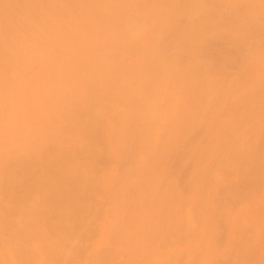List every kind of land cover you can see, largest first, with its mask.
Returning <instances> with one entry per match:
<instances>
[{"label": "bare ground", "instance_id": "1", "mask_svg": "<svg viewBox=\"0 0 264 264\" xmlns=\"http://www.w3.org/2000/svg\"><path fill=\"white\" fill-rule=\"evenodd\" d=\"M167 3L0 0V264H264V22Z\"/></svg>", "mask_w": 264, "mask_h": 264}, {"label": "rangeland", "instance_id": "2", "mask_svg": "<svg viewBox=\"0 0 264 264\" xmlns=\"http://www.w3.org/2000/svg\"><path fill=\"white\" fill-rule=\"evenodd\" d=\"M166 1L168 2L167 4H165L166 6H167L168 4H170L169 6L173 5V7H174V5L176 4L175 6H177V8H176V7L173 8L172 6H171V7H172L173 11L176 10V11H179V12H178L179 14L181 13V14H180V15H181V18H185V19H186V18H187V15H188L189 19H187V20H189V21H188L189 26H190V23H189V22H192L191 25L194 24L192 20H193L195 17H197V18H195V19H198V17H199L198 15H202V16H203V18L200 16V17H201L200 20L204 21V23H203L202 21H200L199 19L196 20V21L194 20V21L196 22V28H195V26L192 25V27H191L192 29L190 30V31H191V34H193V32H194L193 36L197 37V40H198V39H201V38H203V37L206 38L205 35H209V34H206V33L203 34V33H201V32H203V31H205V30H209L212 26H213V28H215V29H213V30H214L213 35H212V34L210 35V36H212V37H211L212 40L216 39L215 36H217V39L225 40L226 38L229 37L228 35L233 36V35H237V33H238V35H240L239 31L241 32V30H240V28H239L240 26H238L237 23H240V25L244 27V28L242 27L243 29H248L246 26H244V24H248V26H250L249 28H258V26H259V25L261 26V23L264 22V21H263L264 18H261L262 15H263L262 17H264V12H263V11H264V5H263V4H264V3H263L264 0H257V1H256V0H253V1H252V0H240V1L237 0V2L234 0L235 3H234L233 0H227V1H226V0H222V1H221V0H217V2L220 1V2L224 3V4H222L223 6H224L225 4H228V5H225L224 8H225L226 6H227V7H230V10H227V11H226V9H225V11H224V9H223V8H220V7H219V8H218V7L216 8V9H218L217 11L211 8L212 10L216 11L217 14L220 13V12L218 13V11L220 10V11H221L220 14H221L222 17H224L223 15H226V14H227L228 16H229V14H231V16H232L233 13H234L233 10L235 9V11H236V9H237V10L239 9V10H238L239 12L237 11V13L240 14V17L243 16V20H242L240 17H238V16H239L238 14H237L238 16L233 15V18L235 17L233 21L231 20V19H232L231 16H229V17L225 16L223 19H224L227 23L223 22V23H224V24H223L222 21H224V20H221V23H220V24L217 22L218 25L220 26V29L222 28V30H223V28L226 26V24L230 25L229 27H230V30L232 29V30H231L232 33L226 31V30H227L226 27H228V25L225 27V30L222 31V30L219 29V26H217V24H215V25H216V26H215L214 24L210 23V22H212V20H210L209 17H211L210 12H212V10L210 9V10L208 11V9H207L208 7H204V5H206L205 0H203V1L205 2L204 5H203V2H198V1H200V0H196V1L198 2L197 4H196V1H195V0H182L183 2L177 0L178 3L176 2V0H173L172 2H171V0H169V1L166 0ZM185 1H187V2H185ZM201 1H202V0H201ZM206 1H207V0H206ZM211 1H212V0H211ZM211 1H210V3H211ZM214 1H215V0H214ZM223 1L228 2V3H225V2H223ZM173 2H176V3H175V4H172ZM212 2H213V1H212ZM254 2H255V3H254ZM181 3H182V4H181ZM199 3H200V4L202 3V4L200 5ZM208 3H209V2H208ZM218 3H219V2H218ZM218 3H216V2L214 3V2H213L212 4H213V6H214V4H217V5H218ZM178 4H179L180 6L182 5V8L179 7ZM185 4H186L187 8L185 7ZM193 4H194L195 6H194ZM198 4H199V6H197ZM219 4H220L219 6H221V3H219ZM239 4H240V5H239ZM242 4H243L244 6H243ZM188 5H189V6H188ZM247 5H250V7L253 8V12H252V10L250 9V7L247 6ZM256 5H257V6H256ZM206 6H208V5H206ZM209 6H210V4H209ZM232 6H233V7H232ZM240 6H241V7H240ZM242 6L244 7V10H241V11H240L241 8L243 9ZM188 7H189V8H188ZM197 7H198V8H197ZM201 7H204V8H201ZM210 7H212V5H211ZM214 7H216V6H214ZM227 7H226V8H227ZM246 7H248L251 11L249 10V11H250V12H249L248 9H247ZM260 7H262L263 9H262V8L260 9ZM168 8H170V7H168ZM179 8H180V9H179ZM185 8H186V9H185ZM231 8H234V9H232V11H231ZM170 9H171V8H170ZM181 9H183L185 12L183 13V10L181 11ZM196 9H198V10H196ZM199 9H203V10H199ZM227 9H228V8H227ZM259 9H260V10H259ZM187 10H188V11H187ZM222 10H223V11H222ZM195 11H196V12H195ZM214 11H213V15H214ZM246 11H248V12L246 13ZM254 11H255V12H258L260 15H259L258 13H255ZM197 12H198V13H197ZM205 12H206V13L208 12L207 14H209V15H208L209 17H207V14H206ZM222 12H223V13H222ZM229 12H232V13H229ZM200 13H202V14H200ZM203 13L206 14L205 17H204V15H203ZM241 13H242V15H241ZM244 13H245V14H244ZM222 14H223V15H222ZM234 14H236V13H234ZM246 14H247V15H246ZM254 14H255V15L257 14V15L260 16L259 19H257V20H259V21H257L256 24H255V22H252L253 19H255V18L258 17L257 15H256L257 17H255ZM190 15H191V16H190ZM244 15H245V17H246V16H247V17L251 16V17H249V18H252V17H254V18H252L250 22L248 21V22L246 23V20H245V19H246L247 17L244 19ZM214 16H215V15H214ZM193 17H194V18H193ZM190 18H192V20H191ZM208 18H209V20H208ZM212 18H214V17H212ZM230 18H231V19H230ZM236 18H237V19H236ZM249 18H247V19H249ZM205 19L208 20V23H209V24L207 23V21H206ZM179 20H180V19H179ZM249 20H250V19H249ZM180 21H181V20H180ZM199 21H200V22H199ZM219 21H220V20H219ZM236 21H238V22L236 23ZM244 21H245V22H244ZM254 21H256V19H255ZM260 21H261V22H260ZM197 23H198L200 26L197 25ZM205 23H206V25H208V27L205 25ZM214 23H215V22H214ZM229 23H230V24H229ZM235 23H236L237 25H236ZM249 23H252V24H249ZM257 23H258V24H257ZM203 24H204V25H203ZM231 24H234V25L238 26V28H237L236 26H234V25L231 26ZM253 24H255V25H253ZM201 25H202V26H201ZM210 25H211V27H210ZM224 25H225V26H224ZM187 26H188V25H187ZM203 26L206 27V29H204ZM223 26H224V27H223ZM229 27H228V29H229ZM194 28H195V29H194ZM200 28H201V29H200ZM217 28H218L219 30H217ZM193 29H194V30H193ZM197 29H199V30L197 31ZM211 29H212V28H211ZM243 29H242V30H243ZM195 30H196V31H195ZM200 30H203V31H200ZM233 30H234V31H233ZM199 31H200V33H201V35H202L203 37H202V36L200 37V33H199ZM218 31H219V32H218ZM205 32H207V31H205ZM227 32H228V33H227ZM198 33H199V34H198ZM243 33H244V35L241 34L242 37H248V36H249V34H248L249 32H248V33L246 32L248 35H247V34L245 35V32H243ZM191 34H190V35H191ZM225 34H226V35H225ZM222 35H223V36L225 35V37H223ZM210 36L207 37V40H205V39L203 38V41H202L203 44L205 43V41H207V43H208V41H209L208 38L210 39ZM218 36H219V37H218ZM220 36H221V37H220ZM227 36H228V37H227ZM224 38H225V39H224ZM229 38H231V37H229ZM204 40H205V41H204ZM228 42H229V41H228ZM200 44H201V41H200ZM245 62H246V61H245ZM245 62L243 61V62L240 63V65H243V66H241V68H242V67H243V68H246L247 64H246ZM243 63H244V64H243ZM245 64H246V65H245ZM213 94H215V93H213ZM248 101H249V100H248Z\"/></svg>", "mask_w": 264, "mask_h": 264}]
</instances>
